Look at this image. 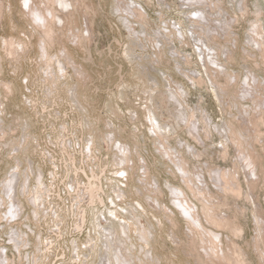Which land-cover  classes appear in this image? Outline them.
<instances>
[{
	"label": "rangeland",
	"instance_id": "374dc122",
	"mask_svg": "<svg viewBox=\"0 0 264 264\" xmlns=\"http://www.w3.org/2000/svg\"><path fill=\"white\" fill-rule=\"evenodd\" d=\"M30 1L0 0V264H264V0H59L53 38Z\"/></svg>",
	"mask_w": 264,
	"mask_h": 264
},
{
	"label": "bare ground",
	"instance_id": "6f19581e",
	"mask_svg": "<svg viewBox=\"0 0 264 264\" xmlns=\"http://www.w3.org/2000/svg\"><path fill=\"white\" fill-rule=\"evenodd\" d=\"M187 1H191V2H193L194 1V3L196 2H202V1H205V0H187ZM29 2H31L30 0H29ZM35 2V1H34ZM46 2L48 3V5H51L50 7H49V11L46 13V14H44V13H42L41 15H42V17H43V25L42 24H40L39 23V27H41V29H42V31L47 35V36H50L51 38H53L57 33H56V28H57V25H56V19H57V15H56V12H57V9H56V5L59 3V0H46ZM185 2V1H184ZM29 4V3H28ZM62 5H63V2H62ZM73 5H74V3H73ZM75 6V5H74ZM3 7H4V5L3 4H1L0 3V18H1V16H2V14H3ZM5 8V7H4ZM28 8H29V6H28ZM30 9H31V11H32V9H33V5L32 4H30ZM42 9V8H41ZM48 9V8H47ZM74 10V9H73ZM32 12H34V11H32ZM43 12V11H42ZM70 13V12H69ZM198 15V14H197ZM40 17V19H42L41 18V16H39ZM54 25H55V27H54ZM195 25H198L199 27L201 26L202 28H203V31H204V26H203V24H195ZM170 27H171V29L173 28V26H171L170 25ZM174 30H175V32H176V28H174ZM83 31V30H82ZM87 32H89V29H87ZM82 34V33H81ZM205 34V33H204ZM85 40H86V38H85ZM202 40H203V38H202ZM255 41L258 43V44H260L256 39H255ZM203 42V41H202ZM261 42V41H260ZM48 43V42H47ZM6 45H7V48H8V54H10V55H12V56H14L15 55V47L17 46L16 45V43L14 42V39H11V40H8L7 39V41H6ZM0 49H1V47H0ZM6 53H7V51H6ZM48 52H46V54H47ZM5 56V55H4ZM23 57V56H22ZM10 58V57H9ZM3 59V58H2ZM52 61V60H51ZM1 65H2V63H1ZM14 84H15V82H14ZM14 84H13V86H14ZM4 85V84H3ZM250 87V86H249ZM253 87V86H252ZM12 88V87H11ZM14 89H15V87H14ZM11 94V93H10ZM150 112H151V117L153 118L154 116H155V112H154V110L153 111H151V109H150ZM206 116V115H205ZM205 116H202L201 118H200V120L202 121V124H201V126L203 127L205 124H206V117ZM151 117H150V119H151ZM196 118V117H195ZM155 120V119H154ZM201 123V122H200ZM195 126H197L196 125V123L194 122L193 123ZM210 126V125H209ZM208 126V127H209ZM193 127V126H192ZM191 127V128H192ZM209 130V129H208ZM207 130V131H208ZM227 147H228V145H227ZM226 147V149H225V151H226V153L228 152L229 153V151H228V149L230 148H227ZM119 150H120V148H119ZM247 150V149H246ZM231 152V151H230ZM230 156H231V154H230ZM229 157V156H228ZM227 157V158H228ZM242 159L247 163V166L249 167V165H251V167H254V163H255V159L253 158V156H252V154H243L242 156ZM234 161V160H233ZM238 164H240V162L238 161L237 162ZM236 164V163H235ZM236 167V166H235ZM241 168V167H240ZM227 172V171H226ZM254 174H256V173H254ZM226 174H221V172L220 173H216L215 174V177H216V179L218 180V182H219V184L221 185V186H225L226 185V187L229 189L230 188V190H232L233 192H236L237 194H241V193H243V191H242V185L240 184V185H238V186H231V182L230 181H227V179H226V176H225ZM247 180L248 181H250L249 179H248V177H247ZM98 183H99V181H98ZM103 183V182H102ZM9 192L11 193V191H14L15 190V186H11V185H9ZM103 190V188H102V186H100V185H98L97 184V182H91V186H90V188H89V194H90V196L93 198V202H95V199H97V198H102V196L100 195V191H102ZM206 196V195H205ZM207 198V197H206ZM243 198V197H242ZM241 198V199H242ZM246 199V198H245ZM15 206V205H14ZM16 211V210H15ZM208 216L212 219V220H214L216 223H218V222H221V221H224V219H225V217H223L222 215L219 217V216H215V215H211V214H208ZM227 218H229V217H227ZM235 221H236V219H235ZM236 223V222H235ZM235 227H237V226H235ZM242 227V226H241ZM235 229V228H234ZM237 229V228H236ZM241 229V228H240ZM234 231V230H233ZM232 231V232H233ZM111 232H112V230L111 229H108V236L107 237H109L110 235H111ZM111 238H113V237H111ZM214 238H215V240H213V244H212V252L214 253V255H218V253L220 252V250H219V245H218V243L217 242H220V237L218 236V235H215L214 236ZM114 239V238H113ZM116 240H117V237H116ZM116 240H115V242H116ZM259 240V239H258ZM260 242H264L263 241V238L260 236ZM113 244H114V242H113ZM120 244V243H119ZM118 244V245H119ZM114 245H116V244H114ZM123 245V244H122ZM120 246H121V244H120ZM107 247V246H106ZM112 247H113V245H112ZM114 247H116V246H114ZM124 247V246H123ZM122 247V248H123ZM107 248H109V247H107ZM106 248V249H107ZM119 248V247H118ZM117 248V249H118ZM124 249V248H123ZM238 249V248H237ZM108 251V250H107ZM120 251V250H119ZM122 251V250H121ZM124 252V251H123ZM236 252V258L235 257H232L231 258V262H232V264H244V263H242L241 262V256H242V253L240 252V251H238V250H236L235 251ZM119 253V255H118V257H117V261H118V264H128V262L127 261H125V259L121 256V254H122V252L120 253V252H118ZM112 256H113V254H112ZM243 257V256H242ZM115 258V257H114ZM113 259V258H112ZM114 260V259H113ZM116 261V260H115ZM244 261H246V260H244ZM114 262V261H113Z\"/></svg>",
	"mask_w": 264,
	"mask_h": 264
},
{
	"label": "snow or ice",
	"instance_id": "6c2138e0",
	"mask_svg": "<svg viewBox=\"0 0 264 264\" xmlns=\"http://www.w3.org/2000/svg\"><path fill=\"white\" fill-rule=\"evenodd\" d=\"M63 6V5H62ZM25 7H28V0H25ZM223 70V69H222ZM249 167H251V165H249ZM120 175H124V173L123 172H121L120 173ZM185 215L187 216L188 215V213L187 212H185Z\"/></svg>",
	"mask_w": 264,
	"mask_h": 264
}]
</instances>
